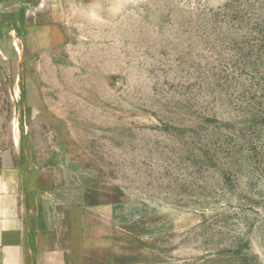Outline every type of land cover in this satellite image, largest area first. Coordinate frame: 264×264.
I'll return each instance as SVG.
<instances>
[{
    "label": "rangeland",
    "instance_id": "374dc122",
    "mask_svg": "<svg viewBox=\"0 0 264 264\" xmlns=\"http://www.w3.org/2000/svg\"><path fill=\"white\" fill-rule=\"evenodd\" d=\"M59 25L27 56L0 31V171L102 205L69 264H264V0H63Z\"/></svg>",
    "mask_w": 264,
    "mask_h": 264
},
{
    "label": "crops",
    "instance_id": "0c3cea01",
    "mask_svg": "<svg viewBox=\"0 0 264 264\" xmlns=\"http://www.w3.org/2000/svg\"><path fill=\"white\" fill-rule=\"evenodd\" d=\"M62 5L63 0H0V31L26 56L56 46L63 37ZM59 169L0 171V264H69L68 255L78 256L79 247L97 236L102 205L86 204L80 185L73 195L71 180Z\"/></svg>",
    "mask_w": 264,
    "mask_h": 264
}]
</instances>
